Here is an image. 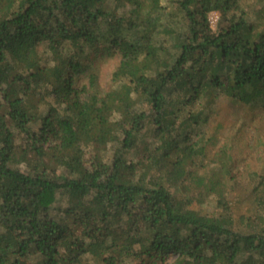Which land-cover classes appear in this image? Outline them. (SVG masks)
Here are the masks:
<instances>
[{
  "label": "trees",
  "instance_id": "obj_1",
  "mask_svg": "<svg viewBox=\"0 0 264 264\" xmlns=\"http://www.w3.org/2000/svg\"><path fill=\"white\" fill-rule=\"evenodd\" d=\"M244 2L0 0V264H264V227L191 206L226 208V167L194 166L207 106L264 112Z\"/></svg>",
  "mask_w": 264,
  "mask_h": 264
},
{
  "label": "rangeland",
  "instance_id": "obj_2",
  "mask_svg": "<svg viewBox=\"0 0 264 264\" xmlns=\"http://www.w3.org/2000/svg\"><path fill=\"white\" fill-rule=\"evenodd\" d=\"M173 1L161 0V3L169 8ZM263 7L264 0H245L243 4L247 21L255 23L258 29L264 27V21L260 22L261 15L258 13ZM165 17L163 14L162 21ZM217 18L216 12L210 13L213 28ZM91 56L92 53L88 51L86 57L91 59ZM118 57L114 53L93 62L92 68L97 73L101 88L108 86L111 73L118 64ZM200 102L195 110L205 104L204 100ZM207 108L208 120L200 127V132L206 137L203 140L207 146L206 153L196 160L194 166L198 172L217 165V161L226 167L229 172L224 178L223 201L226 208L221 206L215 194L206 196L201 202H193L191 206L202 213L230 214L237 222L244 221L245 224H240L243 230L256 231L264 227V112L244 103L225 100L221 96L216 97ZM144 138L150 142L155 141L149 133ZM91 155L90 149H86L85 160ZM104 157L107 159L108 155ZM18 167L25 169L24 163ZM173 259L174 256L169 257L165 264H170Z\"/></svg>",
  "mask_w": 264,
  "mask_h": 264
}]
</instances>
